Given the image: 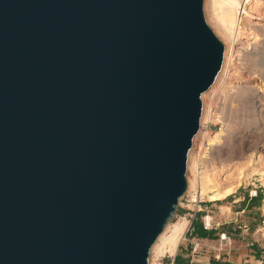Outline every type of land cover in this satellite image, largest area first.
I'll list each match as a JSON object with an SVG mask.
<instances>
[{"label": "water", "instance_id": "water-1", "mask_svg": "<svg viewBox=\"0 0 264 264\" xmlns=\"http://www.w3.org/2000/svg\"><path fill=\"white\" fill-rule=\"evenodd\" d=\"M223 52L203 0H0V264H148Z\"/></svg>", "mask_w": 264, "mask_h": 264}, {"label": "rangeland", "instance_id": "rangeland-1", "mask_svg": "<svg viewBox=\"0 0 264 264\" xmlns=\"http://www.w3.org/2000/svg\"><path fill=\"white\" fill-rule=\"evenodd\" d=\"M245 6L247 9L246 11L249 12L247 19L241 20V24L242 26H248L252 30V34L249 36V38L251 37L249 43L251 45L257 44L261 46L263 42L262 37L258 34L255 38L253 37V33L254 31L260 33L264 30V16L260 18V15L264 12V0H249V3L245 4ZM207 13L205 0H203V14L205 20L225 46L226 42L223 41L224 39H222L221 35L216 31ZM241 37L244 36L241 35ZM244 40L245 39H243V41ZM238 58H240V55L236 56L237 60L233 61L234 65L240 64ZM233 70L232 68L230 72L233 73ZM232 76L236 77V74ZM232 76L231 81L233 82V86L230 85L224 90L210 106L211 113L217 114L219 121L212 119L204 120L203 125H200L202 127H200L202 132L205 134H211L223 129L221 139L216 145H213L212 149L209 151L205 160L206 163L204 162L205 170L198 174L195 168L191 171L189 176L193 180L195 178V183H198L199 186L206 180H210L207 183H211L215 185V187L235 186L233 190L235 194H237L248 182L255 181L261 186L263 190L262 197H264V176L260 175L261 171L264 173V129L262 131L260 130L261 127L264 128V112H260L258 107V100H264V82H261V79L256 77L253 85L249 87L243 79L240 80ZM204 99L206 100V98ZM204 99L202 97L203 107L205 103ZM252 115L256 117V120L250 123V117ZM201 138H197L196 145ZM195 152L196 150L194 147L193 153ZM253 169H256V172ZM198 184L193 185V188H195V190L197 189L196 192L198 191ZM192 193L193 191H190L187 194L191 196ZM193 196L195 195L193 194ZM200 196L206 200L205 202L209 201L207 195ZM227 201H229L228 197L213 203L217 211L219 208L221 211L220 216H216L215 220L223 219V217L225 218L227 214L230 213L229 207H227ZM189 207L193 206L190 205ZM183 220L185 219L183 213L180 212V204H178L175 216L170 220V223L166 226L164 231H166L167 235L170 234V230ZM258 235L264 242V230H260ZM155 251H152L149 255V264H165L166 258L172 256V254L174 255L176 249L173 253L168 254L167 252L160 253L158 250Z\"/></svg>", "mask_w": 264, "mask_h": 264}, {"label": "bare ground", "instance_id": "bare-ground-1", "mask_svg": "<svg viewBox=\"0 0 264 264\" xmlns=\"http://www.w3.org/2000/svg\"><path fill=\"white\" fill-rule=\"evenodd\" d=\"M249 3V0H205L207 14L209 20L215 26L216 31L221 35L223 41H225L224 52H223V62L219 73L217 74L214 83L212 86L201 95L203 99L206 98L204 107L202 103V113L200 119V125H203L204 120H218L217 114H212L210 111L211 103L226 90L230 85L233 86L231 81V76L244 80L249 87L253 85L256 80V77L261 79V82H264V30L260 33L254 31L253 37H257L259 34L262 37V44H250L249 36L252 34L251 28L245 25L242 26L241 20L247 19L248 12L246 11L245 4ZM252 13V12H250ZM246 14V15H243ZM251 15V14H250ZM260 15V14H259ZM252 16V15H251ZM261 16H264V12ZM214 32V31H213ZM216 35V34H215ZM244 36V37H241ZM243 39H245L243 41ZM220 40V39H219ZM221 41V40H220ZM223 44V43H222ZM240 55V64L234 65L233 61L237 60L236 56ZM234 66V67H233ZM233 70V73L230 71ZM235 86V85H234ZM262 86V85H261ZM264 86V83H263ZM264 91V90H263ZM259 102V111L264 112V100H258ZM256 120V117L252 115L250 117V123ZM219 121V120H218ZM200 126V127H201ZM250 126V125H249ZM251 127V126H250ZM248 127V128H250ZM202 128V127H201ZM199 128L198 133L193 138L192 147L187 156V171H186V180H187V190L186 193L193 191L191 198L193 200L197 199L200 195H207L208 200L211 202L220 201L226 196L230 195L235 186H217L207 183L210 180L202 182L199 186L198 183H195L196 179H191L189 174L191 171L196 168V172L202 173L205 170L204 162L206 163V158L209 151L212 149L213 145H216L223 134V129H220L217 132L211 134H205L202 132V129ZM264 128H260L262 131ZM201 138L196 145L197 138ZM196 145V146H195ZM195 147L196 152L193 153ZM256 172V169H253ZM188 172V178H187ZM260 172V171H259ZM203 175V174H202ZM260 175L264 176L263 171ZM199 177V176H198ZM200 181V180H199ZM264 181V179H263ZM198 182V180H197ZM198 184V191L196 192L193 185ZM264 184V183H263ZM220 185V184H219ZM192 189V190H191ZM194 189V190H193ZM193 194L195 196H193ZM198 195V196H197ZM189 196V195H188ZM201 197V196H200ZM170 221L167 223V225ZM172 224V223H171ZM166 225V226H167ZM188 223L186 220L178 223L170 230V234L167 235L165 228L162 233L158 236L155 243L152 245L150 253L155 250H158L160 253H173L176 249L178 242L185 229L187 228ZM156 252V251H155ZM173 255V254H172ZM149 264V260H148Z\"/></svg>", "mask_w": 264, "mask_h": 264}, {"label": "crops", "instance_id": "crops-1", "mask_svg": "<svg viewBox=\"0 0 264 264\" xmlns=\"http://www.w3.org/2000/svg\"><path fill=\"white\" fill-rule=\"evenodd\" d=\"M245 191L246 189L242 188L237 194L233 192L227 196L229 199L227 207L230 213L223 219L215 220L221 212L220 208L218 211L216 209L214 222L219 224L212 229L205 228L201 220L207 204H180V212L188 222V229L179 241L174 255L168 256L165 264H262L260 258L264 242L258 235L260 230H264V197L262 194L254 198L244 197L240 202L245 209L242 219L249 227L247 234L242 235L236 221L233 220V211L236 208L233 203L241 200ZM190 205L193 207H189ZM192 213L194 217L190 220L189 214ZM222 232L230 235L228 242L218 238ZM193 238L201 240V245L195 252L192 251Z\"/></svg>", "mask_w": 264, "mask_h": 264}, {"label": "built area", "instance_id": "built-area-1", "mask_svg": "<svg viewBox=\"0 0 264 264\" xmlns=\"http://www.w3.org/2000/svg\"><path fill=\"white\" fill-rule=\"evenodd\" d=\"M243 189H246V191L243 193L242 195V199L241 200H237L235 201L233 204L236 205L234 212V217L233 220L236 221L238 228H240V233L242 235H245L248 233L249 231V227L248 225L244 222V220L242 219V216L245 213V209L244 207H242L240 205V202L244 199V197H248V198H254L259 196L260 194H262V189L261 186L259 184H257L255 181L252 182H248ZM206 200H204L202 197H200V195L198 196L197 199L193 200L190 196H188V194L185 192L184 196L182 198H180L179 200V204H207V206L204 207V215L201 217L202 220V224L205 228L208 229H212L218 226L219 223H215L214 222V211L216 210L215 208V202L218 201H208L205 202ZM190 212H192V210H189ZM194 217V213L189 214V218L190 220L193 219ZM188 229V225L187 228L185 229V231ZM184 231V232H185ZM184 235V233H183ZM218 238L224 242H228L230 235L226 234L225 232H222L218 235ZM194 240H192V251L195 252V250L201 245V240L198 238H193ZM218 250H220L221 248H217ZM260 262L262 264H264V248H263V252L261 254V258H260Z\"/></svg>", "mask_w": 264, "mask_h": 264}]
</instances>
